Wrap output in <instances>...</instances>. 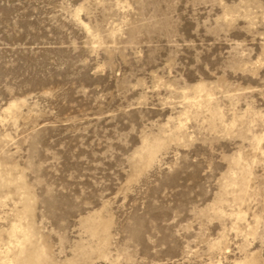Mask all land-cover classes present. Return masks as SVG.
I'll return each instance as SVG.
<instances>
[{"label":"rangeland","instance_id":"1","mask_svg":"<svg viewBox=\"0 0 264 264\" xmlns=\"http://www.w3.org/2000/svg\"><path fill=\"white\" fill-rule=\"evenodd\" d=\"M9 263L264 264V0H0Z\"/></svg>","mask_w":264,"mask_h":264},{"label":"bare ground","instance_id":"2","mask_svg":"<svg viewBox=\"0 0 264 264\" xmlns=\"http://www.w3.org/2000/svg\"><path fill=\"white\" fill-rule=\"evenodd\" d=\"M16 231H17V227H16V226H12V227H11V232H10L11 236H13V233L16 232ZM16 233H17V232H16ZM24 237H25V238H24ZM24 237H23V239H24L23 241L26 242L28 239L26 238V236H24ZM7 252H9V251H7ZM8 254H9V253H8ZM8 254H7V255H8ZM13 254H14V253H13ZM6 257H7V256H6ZM11 257H12V255H11ZM3 258H4V256H3ZM4 259H5V258H4ZM11 259H12V258H11ZM1 260H2V259H1ZM5 262H6V261H5ZM9 262H10V261H9ZM2 263H3V262H2ZM11 263H12V262H11ZM9 264H10V263H9Z\"/></svg>","mask_w":264,"mask_h":264}]
</instances>
